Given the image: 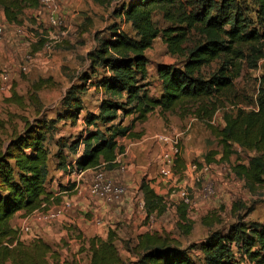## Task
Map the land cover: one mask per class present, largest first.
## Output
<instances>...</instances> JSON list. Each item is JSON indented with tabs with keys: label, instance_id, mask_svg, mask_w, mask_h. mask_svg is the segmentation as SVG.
Here are the masks:
<instances>
[{
	"label": "trees",
	"instance_id": "16d2710c",
	"mask_svg": "<svg viewBox=\"0 0 264 264\" xmlns=\"http://www.w3.org/2000/svg\"><path fill=\"white\" fill-rule=\"evenodd\" d=\"M93 1L103 5L121 0ZM124 1L113 8L112 17L128 24L134 35L129 37L116 24L105 30L107 36L104 31L95 32V46L86 54V60L92 75L97 69L102 71L95 88L103 98L95 113L85 114L79 134L59 145L54 155L55 167L63 172L71 162L83 172L102 169L107 173L119 168L116 159L124 153V146L117 141L139 140L141 135L133 131L134 125L145 122L156 109L160 113L176 112L181 118L189 115L209 125L222 103L236 98L234 81L243 69L256 70L264 59V0H252L256 7L254 22L240 13L234 0H222L221 5L215 0H199L197 12H187L192 5L190 0ZM37 9L36 0H0V11L9 26L22 25L25 13ZM155 12L173 27L162 31L155 28L151 21ZM189 32L197 40L187 50ZM157 38L170 56L183 58V62L180 66H156L160 88L158 97H153L147 89L146 52ZM213 64H217L215 72L204 76L203 71ZM88 81L89 77L83 74L79 85L66 91L61 102L65 111L60 119L71 124L78 119L83 111L80 96ZM27 102L34 107L32 121L21 119L22 131L13 134L7 143L0 142V264H58L57 254L49 245L41 239L21 242L9 223L18 212L31 215L48 209L54 202L45 190L50 154L44 142L51 124L44 120L42 105L34 94L28 96ZM6 103L19 105L21 100L12 93ZM128 117L132 118L124 125ZM222 119L223 127L211 130L221 150L219 161L234 155V147L253 152L255 156L247 165L233 166L232 173L248 192L264 190V83L257 89L254 109L235 107ZM216 155L206 154L204 161L210 164ZM68 156L72 157L69 165ZM138 190L146 219L165 213L164 200L145 178ZM176 210L179 221L186 223L182 233L187 234L191 225L186 220V206L180 205ZM85 251L88 264H196L188 256L190 251L200 253L201 264H235L236 252L248 264H264V225L235 224L227 232H212L198 245L186 249L166 237L145 233L126 251L135 261L121 258L112 233L104 241L90 240Z\"/></svg>",
	"mask_w": 264,
	"mask_h": 264
},
{
	"label": "rangeland",
	"instance_id": "374dc122",
	"mask_svg": "<svg viewBox=\"0 0 264 264\" xmlns=\"http://www.w3.org/2000/svg\"><path fill=\"white\" fill-rule=\"evenodd\" d=\"M81 1L80 9H74L75 0H72V4L69 0V7L61 8L63 24L59 29L50 27L44 18L34 13L35 11H27L22 25H6L5 36L0 41V74L8 73L11 76L9 93H0V142L5 144L13 134L22 131L21 119L32 121L35 116L34 107L28 104L27 98L34 94L42 105L41 112L45 115L44 120L51 124L50 132L44 142V147L50 154L49 167L55 166L54 155L59 145L69 143L79 134L85 114L94 112L99 100L103 98L95 88L96 82L102 77V71L97 69L92 75L86 60V54L95 46L93 39L95 32H105L109 26L116 24L129 37L134 35L128 24L112 17L113 8L120 6L125 2L124 0L120 3L106 2L103 5L93 0ZM221 1L215 0L218 5H221ZM234 1L240 13L254 22L256 7L252 0ZM190 2L192 5L187 7V12H197L199 0H190ZM151 21L159 31L173 27L159 12L151 16ZM21 27L24 28L20 29ZM14 28L23 31L26 37L18 36ZM107 35L105 32V36ZM32 37L37 38V44H29ZM188 40L185 44L187 50L193 47L197 37L189 32ZM47 41H50L52 46L50 53L46 55L42 52V45ZM26 56L31 58L32 67L24 73L20 68L24 65ZM146 59L148 85L154 89V92L159 91L160 88L156 66H180L183 62V58H175L167 53L160 38L154 40L152 47L146 52ZM216 69L217 64L211 65L203 71L204 76L208 77ZM83 74L89 77V81L85 83L86 90L80 96L83 111L75 123L71 124V121L60 119L65 111L61 102L70 86L79 85V78ZM260 83H264V59L258 63L256 70L243 69L241 76L234 81L236 98L224 101L209 125L200 123L189 115L181 118L176 112L160 113L156 109L151 116H147L145 122L134 125L133 131L141 135L139 140L119 139L117 141L122 146L126 141L130 143L142 141L137 147L149 148V157L145 163H148L145 180L166 205L165 213L159 217L152 216L146 219L144 215L135 225L131 223L126 225L119 221L114 223L113 229H109V233L114 235L115 245L122 259H135L126 251L135 245L138 233L166 237L175 241L182 249H186L198 245L212 232H227L229 227L235 224L264 225V190L248 192L244 184L232 173L233 166L247 165L255 154L234 147V155L227 161H219L221 150L211 131L212 129L220 130L223 127V115L234 112L235 107L245 111L254 109L256 92ZM37 87L39 89L35 91L34 88ZM12 93L20 98L19 105L6 103ZM131 118H126L123 124L128 125ZM163 133L171 137L178 136L179 156L172 182L160 181L158 176L160 146L152 138ZM66 152L67 150H64L63 153ZM209 153H218L210 164L204 161V156ZM179 160H182L183 164ZM192 167H195V170ZM116 170L123 172L125 166L122 170L120 168ZM181 189L186 191L190 199V204L186 207V220L191 225V230L187 234L182 233L186 223L179 221L176 210L181 205L180 199L176 196ZM60 218L46 224L35 214V219L47 226L57 223ZM24 228L19 227L16 230L17 233ZM18 237L21 242L28 243V236ZM199 255L197 251L188 253L190 260L196 264H201ZM234 256L235 264H248L239 257L240 253L236 252Z\"/></svg>",
	"mask_w": 264,
	"mask_h": 264
},
{
	"label": "crops",
	"instance_id": "0c3cea01",
	"mask_svg": "<svg viewBox=\"0 0 264 264\" xmlns=\"http://www.w3.org/2000/svg\"><path fill=\"white\" fill-rule=\"evenodd\" d=\"M70 1L72 4V0ZM69 3V0H57L60 11ZM80 5H82V1L75 0L73 7L78 9ZM147 89L150 96L158 97L159 91L154 92V89L149 86ZM152 114L153 112L148 116ZM126 142H124V153L116 160L121 167L125 166V171L114 170L106 173L107 178L114 184L125 189L126 195L121 198V201L107 204L90 198L86 189L91 183L93 171H85L81 182H76L69 176L73 162H71L72 157L68 156L66 162L68 165L71 163L70 167L66 168V172L51 165L45 190L50 195V199L55 202H52L49 208H56L61 202L68 201L72 209L67 211L57 223L49 226L36 220L33 213L23 215L22 212H18L9 220L10 226L14 230L26 226V233L22 234L21 237L28 236V242L41 239L56 252L58 264H88V256L85 250H87L90 240L104 241L109 231L114 228V223L121 221L126 225L130 223L135 225L139 218L141 219L145 215L138 188L140 181L146 177L145 171L148 168V163H145L149 157V148H138L137 145L141 144L142 141L140 143ZM54 161L56 165L57 160L54 159ZM78 185L81 196H77L74 191ZM142 234L145 233H138L136 238Z\"/></svg>",
	"mask_w": 264,
	"mask_h": 264
},
{
	"label": "built area",
	"instance_id": "2783aa9c",
	"mask_svg": "<svg viewBox=\"0 0 264 264\" xmlns=\"http://www.w3.org/2000/svg\"><path fill=\"white\" fill-rule=\"evenodd\" d=\"M38 4V9L34 12L36 15L41 16L45 19V22L54 29H59L62 27L63 19L60 14V7L57 5V0H36ZM43 19V20H44ZM6 22L4 20L3 14L0 11V41L5 36V27ZM24 27H21L22 29ZM18 34V36H25L23 31L20 29L14 28ZM36 30V28H32ZM50 39V38H49ZM37 38H30L29 44H37ZM52 43L50 41L44 42L42 45V52L44 54H49L51 51ZM32 67L31 58L29 56L25 57L24 65L20 68L22 72L26 73ZM10 80L11 76L8 73L0 74V93L8 94L10 91ZM153 141L157 143L160 147V156H159V164H158V176L160 181L172 182L174 180V168L176 164L177 157L179 156L178 152V136L168 135L167 133H163L161 135L153 136ZM117 160V159H116ZM119 168L122 170L120 163L116 161ZM195 170V167H192ZM85 172L78 171L74 168L69 173V176L73 178L76 182H80L84 176ZM106 173L103 172L102 169H98L93 171V176L91 178V183L86 189V193L90 198L102 201L107 204H112L117 202L121 198L126 195L125 189L120 186L114 184L112 181L106 178ZM75 194L77 196H81V191L79 185L75 188ZM176 196L178 197L179 203L184 206H188L190 204V199L188 194L184 189H181L177 192ZM71 204L68 201L61 202L58 208H48L46 210H42L39 212H35L44 223L48 224L57 220L60 217L71 210ZM99 224V222H97ZM24 228V227H22ZM26 233V229H22L18 231V236Z\"/></svg>",
	"mask_w": 264,
	"mask_h": 264
}]
</instances>
